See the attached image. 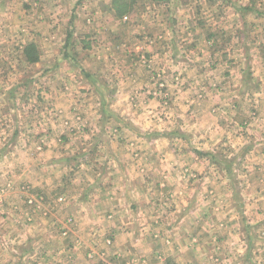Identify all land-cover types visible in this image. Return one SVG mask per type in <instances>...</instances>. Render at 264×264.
I'll return each mask as SVG.
<instances>
[{
	"label": "rangeland",
	"instance_id": "rangeland-1",
	"mask_svg": "<svg viewBox=\"0 0 264 264\" xmlns=\"http://www.w3.org/2000/svg\"><path fill=\"white\" fill-rule=\"evenodd\" d=\"M112 6L117 18L127 16L130 10L137 14L148 11L149 19L145 16L146 21L141 20L146 38L161 41L154 40L153 48H172L174 53L170 55L173 63L164 74L155 67L148 69L147 83L155 84L148 90L149 95L156 99L145 106L140 97L133 104L137 109L144 108V112L132 116L133 109L127 122L124 101L113 102L119 94L111 101V107H117L115 111L121 117H111V124H118L124 135L111 136L117 141L111 153L119 161L111 162V182L107 184L111 187V207L105 206L100 213L92 207L78 208L77 204L93 200L79 197V188L92 187L94 182L88 180L100 172L102 165L93 164L90 158L87 163L81 162L95 153L86 146H77V135L53 130L52 126L61 120L55 116L58 101L43 89V77L49 71L44 62L67 54V40L77 29L56 34L48 49L49 37L42 33L41 26L35 36L28 29L34 23L32 12H28L30 21L24 16L19 23L10 20L2 24L0 264H187L189 245L174 241L189 233L197 237L200 244L194 250L206 255L202 258L205 264H264V179L258 171L260 165L246 157L252 146L249 143L254 131L255 92L234 91L228 85L226 92L218 90L211 97L209 87L217 86L211 78L203 80L208 78L203 66L194 70H202L195 79L192 70L184 69L191 58L187 49L206 38L213 45V56L223 55L219 51L225 49L229 61L237 67L239 59L255 53L258 68L247 79L253 84L252 89L257 84L262 86L264 0H174L168 10L180 13L173 21L174 37L165 35L160 39L157 33L159 29L166 32L167 22L157 28L151 16L158 10L153 1L114 0ZM23 7L27 10L30 5H21V11ZM43 8L38 5L33 10ZM207 9L210 21L208 14L205 20H199ZM73 11L70 9L69 14ZM122 19L117 21L115 36L105 32L100 38L121 47L144 38L141 30L134 35L130 31L128 37ZM204 22L210 24L206 33L194 35L193 27L203 28ZM100 24L106 22L102 20ZM84 26L87 28L88 24L83 23ZM86 31L93 32L88 28ZM148 39L145 43L149 44ZM27 45L35 47L34 53L24 52ZM174 56H180L181 67L174 64ZM30 57L37 60L28 61ZM114 75L111 70V78ZM205 101L208 106L204 109ZM236 101L241 109L235 110ZM192 107L201 115L196 121L197 132L190 129L193 120L188 113ZM206 111L209 115L204 117ZM237 117L247 124L231 126ZM127 123L132 131L128 129V136L122 126ZM204 125L215 128L204 133ZM132 126L152 139L139 142ZM125 192L128 196L121 195ZM236 229L241 231L237 238ZM204 239H208L206 247ZM245 241L248 247L243 244ZM162 252L167 261H162ZM244 254L255 260H243Z\"/></svg>",
	"mask_w": 264,
	"mask_h": 264
},
{
	"label": "crops",
	"instance_id": "crops-1",
	"mask_svg": "<svg viewBox=\"0 0 264 264\" xmlns=\"http://www.w3.org/2000/svg\"><path fill=\"white\" fill-rule=\"evenodd\" d=\"M121 1L122 0H117L119 3ZM151 1H153L158 8L154 15H151L154 16L156 20L157 28L159 29L163 21L167 22L166 32L159 29L160 33H157V38L159 37L160 39L165 35L174 37L173 21L178 18L180 14L179 12L171 13L168 11L169 7L174 4V0ZM113 2L114 0H0V29L3 27L4 21L9 22L12 20L14 23H17L16 21L18 20L19 23L24 16H27L28 21H30L28 13L30 11L32 12L31 20L33 19L34 23H32V25L30 24L28 29L34 33L33 36H35V34H39L40 30H37V28L41 26L43 29L42 33L49 37V41L47 39V42H49L47 45L49 47L48 49H51L53 46L51 42L54 40L56 34L62 35V31L67 33V30H71L72 28L75 30L77 29L74 34L72 32L69 41L67 40V54L61 58L59 57L58 59L44 62L45 68L49 71H47L43 77V89L58 101L57 113L55 112V116L59 115V119L61 120L56 121L52 126L53 130L61 132V134L65 133L67 136L68 133L77 135V139L80 142L77 143V146H82L84 149L86 146L91 149L90 152L95 153L81 162L87 163L89 162L87 160L90 158L93 164L102 165L100 170L101 175L100 172L92 174V178L88 180L89 182H94V185L89 187V189L79 188V197H92L93 200L89 201L90 203L85 201L78 202L77 204L78 208L84 209L86 207L87 210L89 207H92L94 212L98 213L102 212L105 206L111 207V187L107 186V184L111 182V162L119 161L117 155L111 153V149H113L115 143H117V141H113L111 136L115 134L124 135L120 132L122 128L118 126V124H111L113 118L117 120L121 119L120 114L117 115L115 111L117 107H111V101L115 98V95L119 94L117 99H114L113 102L116 104L118 101H124L122 107H124V120L127 122V117L131 116L133 109H135V113L132 114V116L144 112V108L137 109L133 104L135 100H140V97L141 99L144 98L143 101L145 103H143V105L145 106L147 103H151V100L156 99L149 95L148 90L153 88L155 84L152 85L147 83L148 69L150 67H155L156 71L158 69V72L164 74L165 68L171 66L173 63V60L170 59L172 56L170 55L174 53L172 48L171 50H167L163 49V47H157V45L156 48H153L152 45L154 44V40H157L158 43L161 41L158 39L146 38L147 35H145L143 31L141 20L143 19L146 21L145 16H148L149 19L150 15L148 11L137 14L130 10L127 16L124 15L122 17H125L124 20L115 16L112 6ZM23 4H28L30 7H27V10L23 7V11H21V5ZM38 5L44 6L45 8L33 10V7ZM72 8L74 11L69 14ZM207 14L209 15L210 21L211 14L208 9L207 13L203 12L200 14L199 20H205ZM262 18L264 17L261 16V19ZM121 19L123 22L122 25L128 28V37L130 31V34L134 35L137 30H141L140 35H144V38L136 39L133 43H125L122 47L114 45L111 43L110 39L105 42L103 38H100L105 35V32H107L108 36H115V26H117V21L121 22ZM102 20L104 23L106 22V24H100ZM111 20L113 21L111 22ZM41 21L45 24V27ZM96 21L98 22L96 23ZM83 23L84 25L88 24L87 28L89 30L92 29L93 32L89 33V31H86L87 28L86 26L83 27ZM207 26L210 27V24L206 25L204 22L203 28L193 27L191 32L195 35L203 31L205 34L206 30L209 29ZM209 36L210 33L207 34V37ZM146 39L149 40V44L145 43L147 42ZM205 40L203 43H193L187 49V52L191 53V58L187 60V65H184V69H189V71L192 70L193 79H195L196 73L200 75L202 74V70H194H196L197 67L200 68L203 66L204 76L206 77L207 75L208 77L203 80L207 81L211 78V81L217 86L214 89L209 87L211 90V97L214 94L217 95L218 90H225L226 92L228 85L232 86L231 89H234V91L241 89L254 90L253 92H255V94L253 95L252 101H254L255 105L257 104L256 111L253 113L254 117L252 118V130L254 131L251 136L252 141L249 143L252 146L249 148V153L246 154V157L251 158L255 164L260 165L258 171L261 172V179H264V110L261 109V106H264V90L262 89V86L264 87V81H261L262 86H258L257 84L256 87H254L255 89H252L250 85L252 86L253 84H251L250 79H247V76L255 74L256 68H258L255 64V53L250 56L246 55L243 59H239L240 64L237 67V65H232L233 62L231 60L229 61L230 57L225 54V49L224 51H219L223 53V55L217 54L213 56L211 52L213 45L209 39L207 42ZM50 44L51 46H49ZM228 52L230 51L227 50L226 53L228 54ZM61 55L62 54H60V56ZM239 58L242 57L240 56ZM151 60H154L156 63L153 65ZM170 60L171 63H169ZM174 60V64L178 63L177 65L180 67L183 65L180 56H174ZM234 60L237 59L235 58ZM219 68H222V71H219ZM111 70L115 73L112 78ZM118 71L119 74H117ZM207 85H209V83ZM38 88L41 87L39 86ZM228 99L231 100L229 97ZM239 104L240 103L237 101L235 102V110L241 109L242 106ZM138 106L139 108L142 107L141 105ZM206 106H208L207 101L203 102L204 109ZM111 108L113 111H111ZM211 109L213 108H210V112ZM142 114L144 115V113ZM188 114L193 120L190 129L191 131L197 132L199 129L196 121L197 117L201 115L196 113V109L193 107L189 109ZM208 115L209 112H204V117ZM238 115L243 116L239 113ZM130 121H132V119ZM243 122V119L237 117L234 123L230 124L231 126L235 124L234 127H242L247 124ZM214 124L217 125L216 122ZM122 126L126 129L125 132H127L128 136V129L129 131L131 129L130 124L127 123ZM132 128L139 142L143 138L148 141L150 140L151 137L143 134V131H136L133 126ZM211 128L215 127L212 125H204V133L211 130ZM130 133H132V131H130ZM63 147H65V144H63ZM83 152L85 153V150ZM45 154L49 158L51 157L50 151H47ZM260 191L263 190L261 189ZM121 195L128 196L126 192ZM100 196H102V199L98 200L97 198ZM125 204L127 205V203ZM240 234L241 231L236 229V238L238 235L240 236ZM161 238H163V235L160 236V239ZM243 238L242 236V239ZM160 239L156 240L163 243ZM196 240L197 237L189 233L177 236L174 241L176 244L187 243L189 245L188 251H190V258L187 260V264H205L202 260L207 258L206 255L202 256V252L199 254L194 250L196 244H200ZM207 240L208 239H204L202 242L204 247L209 244ZM12 242L15 243L14 241ZM151 242L154 241L151 240ZM243 244H246V241ZM246 247H248L247 244ZM206 250L207 248L203 251L205 252ZM162 255L163 256H160L162 261H167V257L164 256L163 252ZM241 258L248 261L249 258H251L252 262L255 260L248 254H244Z\"/></svg>",
	"mask_w": 264,
	"mask_h": 264
},
{
	"label": "trees",
	"instance_id": "trees-1",
	"mask_svg": "<svg viewBox=\"0 0 264 264\" xmlns=\"http://www.w3.org/2000/svg\"><path fill=\"white\" fill-rule=\"evenodd\" d=\"M34 46L33 45H27L26 47H25V51L24 52H28V51H32L33 53H34ZM37 59H35V58H32V57H30L29 58V60L28 61H32V62H35Z\"/></svg>",
	"mask_w": 264,
	"mask_h": 264
}]
</instances>
